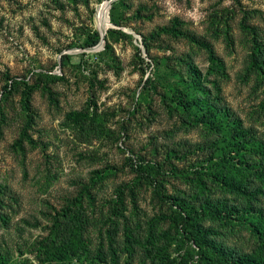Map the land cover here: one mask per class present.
Returning <instances> with one entry per match:
<instances>
[{"label": "rangeland", "instance_id": "rangeland-1", "mask_svg": "<svg viewBox=\"0 0 264 264\" xmlns=\"http://www.w3.org/2000/svg\"><path fill=\"white\" fill-rule=\"evenodd\" d=\"M108 1L0 0V184L12 193L7 195L10 220L0 229V244L16 247L20 262L29 259L37 264L35 255L23 248L22 256L19 247L47 237L52 216L70 205L96 171L104 172L106 179L92 190L94 200L84 201L92 223L88 233L97 244L94 249L101 243L108 247V230L122 240L126 219L116 217L121 228L111 226L107 203L118 186L134 179L131 160L152 158L155 149L163 153L175 144L195 146L212 138L202 126L182 123L164 102L171 87L192 83L188 64L197 69L203 86L224 98L247 125L260 127L256 120L264 101V74L248 71L252 40L244 25L258 29L264 46V0H129L119 14L122 27L111 23L109 11L107 32L119 29L131 37L109 38L113 52L100 56L105 38L101 48L82 45L94 32H101L97 13ZM176 21L180 30L212 46L225 67L222 72L207 49L186 37L152 39L158 29ZM144 37L149 39L150 52L143 45ZM64 55L69 60L63 67ZM43 72L62 79L38 77ZM13 79L41 84L32 96L34 125L29 131L39 144L36 148L27 143L23 150L17 146L25 126L20 105L24 85L11 88ZM149 79L153 84H148ZM87 109L98 113L103 125L100 135L85 138L69 122L71 113ZM207 154L208 150L198 153L194 160ZM158 158L163 161L165 155ZM175 163L186 169L189 164L188 160ZM166 187L173 195L189 192L175 178ZM136 205L135 209L128 203L124 215L139 233L152 221L160 222L161 209L150 191H143ZM229 238L245 249L252 244L246 233Z\"/></svg>", "mask_w": 264, "mask_h": 264}, {"label": "trees", "instance_id": "trees-1", "mask_svg": "<svg viewBox=\"0 0 264 264\" xmlns=\"http://www.w3.org/2000/svg\"><path fill=\"white\" fill-rule=\"evenodd\" d=\"M128 2L116 0L112 3L110 17L113 25L123 26L122 15L119 14L129 6ZM243 21L245 24L246 17ZM178 26L176 21L171 27L160 28L152 39L161 38L162 35L186 37L210 52V59L220 72L225 69L207 41L183 32ZM244 29L250 33L252 40L248 71L264 74L261 34L251 25H244ZM117 36L131 37L122 30L110 29L105 37V51L100 56L111 55L113 48L109 38ZM100 42L101 35L96 31L82 47H97ZM143 45L150 52L147 37H144ZM68 60V55L62 56L63 67ZM141 60L145 62L143 58ZM188 72L192 80L190 86L171 87L164 102L181 117L182 123L192 127L202 126L213 136L195 146L179 143L167 147L165 153L155 149L152 158L137 157L131 160L134 179L118 186L115 197L107 203L112 214L108 218L111 226H121L120 222H116V217L126 219L123 239H117V234L108 230V247L101 243L94 249L97 244L88 233L92 223L87 218L84 201H93L92 190L106 179L104 172L96 171L90 183L82 185L70 205L52 216L47 237L35 244L19 247L22 256L23 248H26L35 255L37 264H72L74 261L79 264H264V101L259 105L256 120L260 127L247 125L224 98L212 88L203 86L197 69L191 64H188ZM38 77H45L48 81L52 78V82L62 79L44 72ZM12 81L11 88L24 85L20 105L25 126L17 146L23 150V144L27 143L36 148L39 144L29 131L34 125L32 96L41 84ZM148 84H153V80L149 79ZM261 84L264 86V81ZM42 85L49 90L47 84ZM68 120L84 133L85 138L91 133L100 135L103 132L98 113L89 109L71 113ZM206 150L208 154L205 158L194 160L198 153ZM162 155H165L163 161L158 158ZM183 160L189 162L187 169L175 163ZM171 178L181 180L188 186L189 192L169 194L166 186ZM143 191L152 193V201L160 206L161 212L160 222L152 221L149 227L147 224L146 231L139 233L129 224L124 212L128 209V203L137 208ZM7 195H12L11 190L5 184H0V229L10 220L6 212ZM10 201L14 202L13 197ZM138 228H142L140 223ZM243 233L252 242L249 249L229 242L231 235ZM15 248L0 244V264H34L29 259L22 262L16 260Z\"/></svg>", "mask_w": 264, "mask_h": 264}, {"label": "bare ground", "instance_id": "bare-ground-1", "mask_svg": "<svg viewBox=\"0 0 264 264\" xmlns=\"http://www.w3.org/2000/svg\"><path fill=\"white\" fill-rule=\"evenodd\" d=\"M108 6H110L109 1L102 4V6L100 7V9L97 13L98 14V22H99L98 26L101 29V32L103 34H106V32L108 30V26H109V22H108V11H109L108 9L109 8H108ZM102 17H103V20H102ZM106 20H107V22H106ZM103 24H105V25L103 26Z\"/></svg>", "mask_w": 264, "mask_h": 264}, {"label": "water", "instance_id": "water-1", "mask_svg": "<svg viewBox=\"0 0 264 264\" xmlns=\"http://www.w3.org/2000/svg\"><path fill=\"white\" fill-rule=\"evenodd\" d=\"M114 1H116V0H110V1H109V3H110L109 11H110V9H111V5H112V3H113ZM108 18H109V12H108ZM106 33H107V32H106ZM100 35H101V42H100V44H99V47L101 48V47H103L104 44H105V40H104V38H105V35H106V34H103V33L100 32Z\"/></svg>", "mask_w": 264, "mask_h": 264}]
</instances>
